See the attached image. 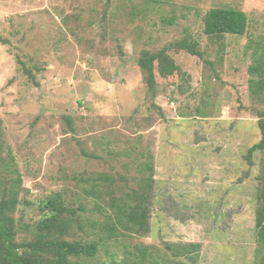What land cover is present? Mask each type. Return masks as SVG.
Here are the masks:
<instances>
[{
  "label": "rangeland",
  "instance_id": "rangeland-1",
  "mask_svg": "<svg viewBox=\"0 0 264 264\" xmlns=\"http://www.w3.org/2000/svg\"><path fill=\"white\" fill-rule=\"evenodd\" d=\"M218 7L245 12L247 34L207 36ZM184 38L204 58L175 51L182 74L152 92L141 52ZM262 53L264 0H0V200L7 188L29 202L17 216L34 223L61 193L85 206L82 235L95 237L101 211L84 191L105 175L131 187L151 163V232L109 242L90 264L138 248L147 264H191L167 248L187 244L201 246L196 264H256L263 154L254 166L246 156L262 139L264 100L250 88Z\"/></svg>",
  "mask_w": 264,
  "mask_h": 264
},
{
  "label": "trees",
  "instance_id": "trees-1",
  "mask_svg": "<svg viewBox=\"0 0 264 264\" xmlns=\"http://www.w3.org/2000/svg\"><path fill=\"white\" fill-rule=\"evenodd\" d=\"M104 16L107 19L106 14ZM107 24L108 21L104 20ZM204 32L210 37L227 35L244 36L249 29L248 15L240 10L218 7L210 10L204 19ZM186 50L194 56L204 58L199 44L192 39L184 38L159 50H143L139 58V67L144 74L149 89L156 93L158 79L167 80L181 75L182 70L174 56L175 51ZM25 71L34 79L33 74ZM251 71L258 76L251 80L253 95L264 100V53L256 59ZM262 139L253 145L246 156L250 166H254V155L262 153L260 175L258 176L259 192L255 212L257 249L256 264H264V115L259 120ZM149 172L151 176H146ZM154 167L146 163L141 170L140 178L133 186L127 183L117 184L115 178L100 176L92 181L90 189L84 191L86 196L93 197L101 211L102 220H94L91 230L95 237L83 236L86 223L83 204H70L66 197L57 193L41 202V215L34 223L25 221L26 213L21 211L17 216V204H30L26 200L17 202L16 198L8 199L7 188L3 190L0 200V264H90L99 257L100 251L109 242L137 236L145 237L151 232L150 193L152 190ZM86 232V231H85ZM200 245L168 246L176 258L189 257L191 264H196ZM136 259L119 257L114 251L109 254L111 264H147V253L138 248ZM119 252V250H117ZM184 264L183 261L163 259L162 263Z\"/></svg>",
  "mask_w": 264,
  "mask_h": 264
}]
</instances>
